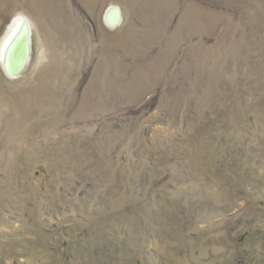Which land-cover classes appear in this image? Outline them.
Listing matches in <instances>:
<instances>
[{"label": "rangeland", "instance_id": "1", "mask_svg": "<svg viewBox=\"0 0 264 264\" xmlns=\"http://www.w3.org/2000/svg\"><path fill=\"white\" fill-rule=\"evenodd\" d=\"M18 13L0 264H264V0H0V40Z\"/></svg>", "mask_w": 264, "mask_h": 264}, {"label": "bare ground", "instance_id": "2", "mask_svg": "<svg viewBox=\"0 0 264 264\" xmlns=\"http://www.w3.org/2000/svg\"><path fill=\"white\" fill-rule=\"evenodd\" d=\"M109 26L118 24L122 18L121 8L117 6L110 7L105 16ZM105 21V20H104ZM6 34L0 40V62L3 64L5 72L10 77H16L24 71L31 58V39L32 23L23 13L15 14L8 25ZM29 43V55L24 63V54L26 44ZM24 63V65H23Z\"/></svg>", "mask_w": 264, "mask_h": 264}, {"label": "water", "instance_id": "3", "mask_svg": "<svg viewBox=\"0 0 264 264\" xmlns=\"http://www.w3.org/2000/svg\"><path fill=\"white\" fill-rule=\"evenodd\" d=\"M29 50H30V46H29V43H28V44H26L25 49H24V51L22 52V53H25V54H24V59H23L24 63L26 62V60H27V58H28ZM24 63H23V65H24Z\"/></svg>", "mask_w": 264, "mask_h": 264}]
</instances>
